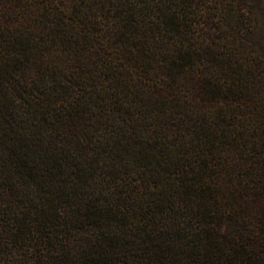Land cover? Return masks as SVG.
Masks as SVG:
<instances>
[{"label": "trees", "instance_id": "1", "mask_svg": "<svg viewBox=\"0 0 264 264\" xmlns=\"http://www.w3.org/2000/svg\"><path fill=\"white\" fill-rule=\"evenodd\" d=\"M248 0H0V264H264V53Z\"/></svg>", "mask_w": 264, "mask_h": 264}, {"label": "rangeland", "instance_id": "2", "mask_svg": "<svg viewBox=\"0 0 264 264\" xmlns=\"http://www.w3.org/2000/svg\"><path fill=\"white\" fill-rule=\"evenodd\" d=\"M248 3L256 18V27L249 32L248 40L253 47L264 53V0H248Z\"/></svg>", "mask_w": 264, "mask_h": 264}]
</instances>
